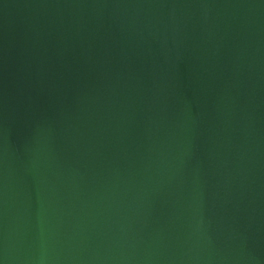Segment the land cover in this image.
<instances>
[{
	"label": "water",
	"instance_id": "1",
	"mask_svg": "<svg viewBox=\"0 0 264 264\" xmlns=\"http://www.w3.org/2000/svg\"><path fill=\"white\" fill-rule=\"evenodd\" d=\"M0 264H264V0H0Z\"/></svg>",
	"mask_w": 264,
	"mask_h": 264
}]
</instances>
